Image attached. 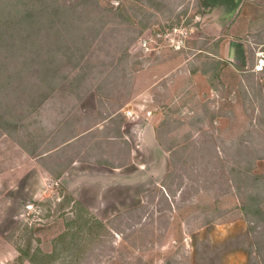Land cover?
Segmentation results:
<instances>
[{"label":"rangeland","instance_id":"1","mask_svg":"<svg viewBox=\"0 0 264 264\" xmlns=\"http://www.w3.org/2000/svg\"><path fill=\"white\" fill-rule=\"evenodd\" d=\"M245 10L241 66L222 24L203 31L207 0H0V264H264V71ZM175 29L179 49L138 46ZM143 121L159 153L133 161L122 127L134 139Z\"/></svg>","mask_w":264,"mask_h":264},{"label":"crops","instance_id":"2","mask_svg":"<svg viewBox=\"0 0 264 264\" xmlns=\"http://www.w3.org/2000/svg\"><path fill=\"white\" fill-rule=\"evenodd\" d=\"M207 3L211 5L213 11L211 14V18H208L206 23L203 25L202 29L204 32L208 34L214 33V27L217 24H222L221 31L223 34L225 32H229V39L225 38L224 51L226 57L231 60V63H236L241 66L244 64V60L241 57V53L245 52L247 49V45L249 44V40H242L240 38H234L232 35H236V29L238 28V19L242 16H245V12L248 4H254L258 10L257 19H256V30L257 36V72L264 71V0H207ZM206 14V12H205ZM220 19V20H219ZM228 34V33H227ZM229 40V41H228ZM239 51V53H238ZM235 52V53H234ZM237 55L232 58V55ZM263 60V63L261 62ZM262 63V64H261ZM111 117H107L102 123H100V127H104V123L108 122ZM126 125L124 124L122 127V132L124 137L131 144V160H135L136 156H139L141 153L155 155L156 152L159 153V143L157 141V134L155 130V126L151 121H143L141 123H135V126L132 128V134L135 135V140L133 137L125 131ZM110 138H114L113 136ZM135 142V143H134ZM133 160V161H134ZM159 160H165L164 158H160ZM81 162L80 160H76L74 163ZM123 167H116V170H120ZM115 169V168H114ZM72 190V188L70 187Z\"/></svg>","mask_w":264,"mask_h":264},{"label":"trees","instance_id":"3","mask_svg":"<svg viewBox=\"0 0 264 264\" xmlns=\"http://www.w3.org/2000/svg\"><path fill=\"white\" fill-rule=\"evenodd\" d=\"M30 61H33L31 59H29ZM40 70L42 73V82L44 83L45 89L41 90L40 92H38L39 96L42 95V101H44L49 94L51 93V91H53L56 88V82L58 77H60V66L57 65L55 62H53V60L47 59L46 61H41L40 62ZM32 86V84H31ZM32 98V97H31ZM33 100L35 99V97L32 98ZM120 133V132H119ZM98 164H108L105 161H98ZM70 199V200H69ZM69 199L67 198L68 201H70L71 203V211H74V209L76 208H81L80 210H83L84 212L80 211V213H78L77 215H79V217L81 216L82 218L85 217V223L87 225H89L90 227H94V226H98L99 228L101 226H104L103 221H101L100 219L96 218L95 216H93V214H91L89 212V210L85 209L82 204L80 203V201H78L77 199L73 198V195L69 196ZM74 213V212H72ZM84 213V214H83ZM20 252H22L19 249ZM31 262H33L34 264H40L38 262V259H36L35 257H31L30 258Z\"/></svg>","mask_w":264,"mask_h":264},{"label":"built area","instance_id":"4","mask_svg":"<svg viewBox=\"0 0 264 264\" xmlns=\"http://www.w3.org/2000/svg\"><path fill=\"white\" fill-rule=\"evenodd\" d=\"M177 29L174 30V32H171L169 30H166L165 32H158L153 35H143L140 37V40L138 42V46L141 50L150 51L151 50V41H155V37L163 38L170 46H173L177 49L181 48L185 41L184 34L181 36V34H174ZM180 36V38H178ZM126 115L128 117H131L133 115V111L127 110Z\"/></svg>","mask_w":264,"mask_h":264},{"label":"bare ground","instance_id":"5","mask_svg":"<svg viewBox=\"0 0 264 264\" xmlns=\"http://www.w3.org/2000/svg\"><path fill=\"white\" fill-rule=\"evenodd\" d=\"M261 62L263 63V60Z\"/></svg>","mask_w":264,"mask_h":264}]
</instances>
